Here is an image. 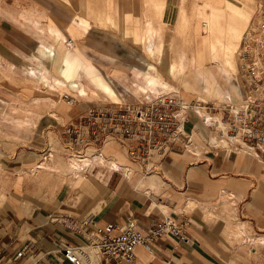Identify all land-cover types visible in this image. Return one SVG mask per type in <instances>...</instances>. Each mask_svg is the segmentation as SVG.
Masks as SVG:
<instances>
[{
	"label": "rangeland",
	"instance_id": "rangeland-1",
	"mask_svg": "<svg viewBox=\"0 0 264 264\" xmlns=\"http://www.w3.org/2000/svg\"><path fill=\"white\" fill-rule=\"evenodd\" d=\"M5 3L45 25H61L63 36L37 30ZM256 3L257 0H2L0 191L7 195L16 193L21 201L9 203L7 199L0 203V215H38L44 220L48 215L57 218L63 211L82 221L92 214L98 218L106 205L120 211L132 210L146 219L186 214L196 220L200 212L205 224L195 231V236L197 233L201 238H193L189 252L179 256L190 259L171 264H227L223 259L228 258L245 264H264V239L260 238L264 236V223H254L246 217L248 210H256L252 197L257 199L258 206L264 201V158L251 145L241 142L240 137L230 139L217 134L215 128L209 130L199 121L205 132L219 135L226 146L246 147L251 154L243 158L234 150L228 155L227 147L211 145L195 135L199 154L190 157V146L184 142V147L176 146L168 152L170 156L162 159L158 150H153L154 167L148 170L117 139L109 137L98 150L84 147L81 151L80 145L68 143L66 132L72 121L79 123L80 116L92 107L165 97L197 104L198 112L191 111L195 118L200 112L209 119L220 120L215 121L217 129H225L221 119L223 104L238 94L239 44L253 19ZM70 13L80 14L88 24H74L72 32ZM147 41L153 42V51L149 49L152 46L146 47ZM39 44L51 46L58 57L67 49L72 61H64L65 65H81L79 73L100 74L112 91L78 93L64 80L58 79L60 84H55L60 59L46 62L50 70L44 80L40 77L43 70L30 56L22 54L38 55ZM181 54L185 55L187 70L205 71L200 74L204 79L197 78L193 86L168 74L167 67ZM147 62L155 65L158 78L167 82L162 88L144 87L142 74L137 71H143ZM171 67L169 71L173 72ZM220 90L228 92V99L218 96ZM81 125L84 134L85 122ZM108 143L137 165L140 174L160 173L170 183L169 194L157 195L152 191L148 197L141 195L122 165L110 168L108 163L96 160L100 155L106 157ZM86 153H90V159L80 157ZM171 157L174 159L168 163L166 158ZM191 167L195 171L189 175ZM101 169L108 170L106 180L98 175ZM81 175L83 180L79 179ZM204 184L207 192L202 194L200 187ZM214 196L218 201L213 204ZM152 199L158 203L154 207L150 206ZM99 203L103 208H98ZM161 205H168L166 211ZM232 223L241 227L238 235L228 232ZM76 231L72 233L80 240L89 241L90 234L82 230L84 235H80ZM83 241L76 244L87 251Z\"/></svg>",
	"mask_w": 264,
	"mask_h": 264
},
{
	"label": "built area",
	"instance_id": "built-area-1",
	"mask_svg": "<svg viewBox=\"0 0 264 264\" xmlns=\"http://www.w3.org/2000/svg\"><path fill=\"white\" fill-rule=\"evenodd\" d=\"M239 67L236 76L238 94L223 104L221 119L226 128L217 130L230 139L240 137L241 142L251 145L264 158V0H257L253 19L243 33L239 44ZM196 105L184 99L165 97L147 102L95 106L80 116L79 123L75 120L67 127L68 143L80 145L81 151L84 147L98 150L112 137L125 144L130 156L150 170L154 167L153 150H158L162 159L176 146L184 147L183 142L186 146L194 144L195 134L187 130L186 124L195 126L196 118L191 111ZM198 117L207 126L215 127L206 115L199 112ZM189 225L187 216L167 215L144 226L134 215L122 222L103 223L95 221L91 215L78 222L75 229L82 235L95 236L92 239L89 235L87 239L107 263L132 264L138 258V246L152 251L159 240L168 237L189 242L192 238ZM28 246V243L23 246L17 256L23 255ZM63 252L74 264H83L81 257L87 253L84 247L69 242L63 245Z\"/></svg>",
	"mask_w": 264,
	"mask_h": 264
},
{
	"label": "crops",
	"instance_id": "crops-1",
	"mask_svg": "<svg viewBox=\"0 0 264 264\" xmlns=\"http://www.w3.org/2000/svg\"><path fill=\"white\" fill-rule=\"evenodd\" d=\"M1 2L2 0H0V3ZM4 5L12 9L17 14L24 16L26 21L32 23L37 30H40L41 32L48 31L50 34L55 35L56 37L63 36L64 27H62L61 25H56L55 23L52 24V22L45 25L33 19L31 16L22 12L21 10L11 7L7 3H5ZM69 17H70L69 23L71 24L70 29L72 30V32H74L75 30V28L72 27L74 24H82V25L88 24V21L78 13H70ZM148 45L152 46L155 49V47L153 46V42L147 41L146 47H148ZM38 50H39L38 55H35V53L27 54L25 52H22V54L30 56L36 62L39 68L44 69L42 75L40 76L44 80H46V73L49 72L50 70L46 62L51 60L52 63H54L56 61H59L60 59L55 71V76H56L55 84H60L58 79L64 80V82L67 83L68 87L77 91L78 93H84L86 90L104 91V92L112 91L111 86L100 74H97L96 72L93 71L90 72L85 71L79 73L77 70L81 68V65H76L75 67L74 66L69 67L68 65H65L64 61L65 62L72 61V57L67 51V49H64L63 52H60V54L58 53L59 57L58 55L57 56L55 55V52L53 51V48L51 46L39 44ZM3 59L4 56L3 54L0 53V62H3ZM38 59L40 61H38ZM185 61H186L185 55L181 54L178 59H174L169 64V66L167 67V71L170 76L178 77L180 80L183 81L185 85L193 86L195 85V81L197 78H200L202 80L204 79V77H201L200 74H202V72L205 71L199 69H197V71L191 69L187 70V68L185 67V64L187 63ZM148 64L153 65L152 63L147 62L143 71L136 70L138 73L142 74V81L144 83V87H151L153 89L162 88L164 85L167 84V82H164L162 81V79L158 78L156 72L157 68L155 67V65H153L154 66L153 67V66H149ZM171 66L173 67V72L169 71V67ZM203 89H205L204 83H203ZM227 93L228 92H224L220 90L218 92V96L220 98L224 97V99H228ZM210 120L211 123H214L215 127L208 126L209 130L210 128L212 129L215 128L214 130H216L218 134V130H217L218 125L215 124L216 123L215 121L217 120L214 118H211ZM199 121L203 122L200 118H196V120L194 121L195 122L194 127L192 123L188 122L186 124L187 130L192 131V133H194L195 135L202 136V138L207 140L211 145L219 146L220 144H222L224 147H227L228 155H230L231 152L234 150L237 151L236 153L239 152V155H242L243 158L246 155L251 154L246 147H235V146L232 147L231 145L226 146L225 143H222L221 139H219V135L212 134L211 133L212 131L205 132L202 126L198 124ZM188 145L190 146V150H191V152H189L188 154L190 157L192 156L194 157L196 154L200 153L199 151L200 149H198L197 145L195 144H188ZM106 148H107L105 149L106 157L101 156L100 158H96V160H98L101 163L103 162L108 163L110 165V168H114V167H118V165H122L123 168L125 169L124 173L127 174L130 177V179L133 181V186L139 192V194L144 195L146 197L150 196L152 191L157 195L163 193L165 195L169 194L168 191H169L170 183L166 181L160 173L153 172L148 174L146 173L140 174L137 165H132L130 161H128L126 156L122 155V153H120V151L116 148L114 144L108 143ZM87 154L90 155V153ZM170 155L171 154H169L168 156ZM87 158H89L88 155ZM168 158H166V161L168 163H170L174 159V157H171L170 160H168ZM171 170L174 171L173 169ZM193 171H195V168L191 167V172H189V175L192 174ZM98 175L102 179L106 180L108 176V170L104 171L101 169L98 171ZM261 175H264V171L261 173ZM82 178L83 177L81 175L79 179ZM219 182L221 181L219 180ZM200 190H201L200 193L205 194L207 192L206 185L204 184L203 186H201ZM7 199H9L8 201L9 203L10 202L19 203L21 201V198L16 193L7 195L4 191H0V203L3 202L5 203ZM217 201H218L217 197L214 196L212 198V203L214 204ZM205 202L206 199L204 197L203 203ZM251 202L256 207V210L254 209L251 211L248 210L247 212L248 214L246 213V217H248V220H250L251 222L264 223V201H262V203H260L258 206L257 199L252 197ZM157 204L158 203L154 199H152L150 206L154 207ZM193 204L194 207L197 206L195 202H193ZM166 206L168 207V205H161L160 208L163 211H166ZM98 208L99 209L103 208L102 203L98 204ZM258 208L259 211H257ZM259 212H260L259 215L261 217L260 220H258ZM130 215H134L135 217H137L139 222L144 226L149 225L155 220L161 218L157 216H151L149 217V219H146V217L139 216L137 213L133 212L132 210L120 211L113 208H109L107 205L104 208V210L98 215V218H96V216L92 214L93 219L99 223L122 222ZM57 216L59 218L58 217L51 218L48 215L46 219L40 220L39 219L40 217L38 215L35 216L33 215L31 217L28 216L23 217L19 215L6 217L0 215L1 264H74L65 257L63 252V245L66 242L76 244V242L78 241H83V239L80 240L81 238L79 236L77 235L75 236L74 235L75 233H72L76 231L75 225L81 221L80 220L81 218L79 219L78 216L75 217L74 214H68L63 211L60 212V214H57ZM181 216H187V215L182 214ZM187 217L190 220L189 231L192 235L190 243L179 241L173 237H168L159 240L154 245L152 251L147 250L144 246H138L137 247L138 258L136 262L132 264H149L150 262H153L154 264H171L172 261H175L176 263H182L185 260H189L190 256H186L185 257L186 259H183L179 256H183L189 252L190 244L195 242V240H192L193 238L199 241V238L201 237H199L197 233L195 236V231L198 232L201 229V227L204 226L205 220L201 216L200 212H198L196 216V220H193L189 216ZM238 222L239 224L241 223L240 221ZM62 225L69 227L74 231L69 230L68 228L65 229ZM239 228L241 227H239L238 224L232 223V225H229L228 227V232L233 233L234 235H238L240 232ZM261 230L264 229H262L261 227ZM261 237L264 239V236L260 235V238ZM27 243L29 244L28 246L29 248L25 250L23 255L17 256L18 251ZM82 243L85 244L87 249L86 251L87 253L83 257H81L83 264H115V262L107 263L99 255H97L98 257H96L95 246L91 241H83ZM223 260L227 264H245L239 262L234 258L231 259L228 258ZM122 264H128V263H122ZM207 264H216V263L207 261Z\"/></svg>",
	"mask_w": 264,
	"mask_h": 264
},
{
	"label": "bare ground",
	"instance_id": "bare-ground-1",
	"mask_svg": "<svg viewBox=\"0 0 264 264\" xmlns=\"http://www.w3.org/2000/svg\"><path fill=\"white\" fill-rule=\"evenodd\" d=\"M53 30H54V29H53ZM149 49H150L151 51H153V50H154V48H152V47H151V48H149ZM52 54H53V53H52ZM36 59H37V58H36ZM38 61H40V60L38 59ZM42 62H43V61H42ZM43 65H44V64H43ZM42 70H44V69H42ZM45 72H47V71H45ZM60 72H61V71H60ZM147 75H149V74H147ZM44 76H45V75H44ZM151 76H152V75H151ZM150 78H151V77H150ZM150 78H149V79H150ZM231 138H232V139H236L237 137H236V136H232ZM86 154H87V153H86ZM86 154H84L85 156H81V155H80V157L87 158V155H86ZM101 156H102V155H100V156H97L96 158H100ZM89 159H90V158H89ZM87 163H88V162H87Z\"/></svg>",
	"mask_w": 264,
	"mask_h": 264
}]
</instances>
